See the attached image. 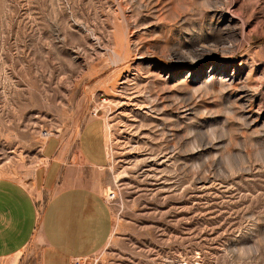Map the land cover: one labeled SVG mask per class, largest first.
Wrapping results in <instances>:
<instances>
[{
	"label": "rangeland",
	"instance_id": "rangeland-1",
	"mask_svg": "<svg viewBox=\"0 0 264 264\" xmlns=\"http://www.w3.org/2000/svg\"><path fill=\"white\" fill-rule=\"evenodd\" d=\"M53 139L112 214L81 264H264V0H0V176Z\"/></svg>",
	"mask_w": 264,
	"mask_h": 264
},
{
	"label": "crops",
	"instance_id": "crops-1",
	"mask_svg": "<svg viewBox=\"0 0 264 264\" xmlns=\"http://www.w3.org/2000/svg\"><path fill=\"white\" fill-rule=\"evenodd\" d=\"M92 122L89 119L78 133L76 158L100 167L101 134ZM61 144L55 139L44 142L30 188L0 176V260L13 256V264H71L106 244L113 228L108 204L67 161ZM38 192L46 195L40 211ZM29 249L36 253L24 255Z\"/></svg>",
	"mask_w": 264,
	"mask_h": 264
},
{
	"label": "built area",
	"instance_id": "built-area-1",
	"mask_svg": "<svg viewBox=\"0 0 264 264\" xmlns=\"http://www.w3.org/2000/svg\"><path fill=\"white\" fill-rule=\"evenodd\" d=\"M82 263V259L79 258H75L71 264H81Z\"/></svg>",
	"mask_w": 264,
	"mask_h": 264
}]
</instances>
